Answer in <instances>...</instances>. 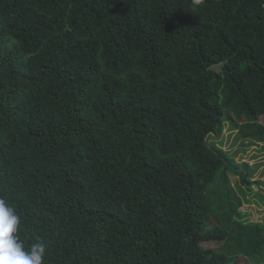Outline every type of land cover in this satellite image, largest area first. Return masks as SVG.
<instances>
[{
  "label": "trees",
  "instance_id": "1",
  "mask_svg": "<svg viewBox=\"0 0 264 264\" xmlns=\"http://www.w3.org/2000/svg\"><path fill=\"white\" fill-rule=\"evenodd\" d=\"M261 117L264 0H0V197L43 264H264L211 141Z\"/></svg>",
  "mask_w": 264,
  "mask_h": 264
},
{
  "label": "rangeland",
  "instance_id": "2",
  "mask_svg": "<svg viewBox=\"0 0 264 264\" xmlns=\"http://www.w3.org/2000/svg\"><path fill=\"white\" fill-rule=\"evenodd\" d=\"M241 120L235 121L233 128L229 126L227 121L225 122V127L220 136H216L212 138L211 141L215 142V144L219 145L224 150H229L233 153L235 159L240 161H246L251 165V175L252 181L250 185H242L240 183L239 175L233 174L230 171L228 172V176L231 179V182L234 187V191L238 193L239 196L242 197L244 201H247L246 208H244L243 215L247 217V212L249 211L250 218L252 221H263V214L261 213L259 216H255L254 211L255 208L257 212H262L259 210L262 206H264V184H261V180H264V144H256L252 140L243 139L241 134L238 132V125ZM259 121L264 122V117L259 118ZM227 123V124H226ZM174 147L175 151H181L184 147L182 145H178L177 142H171V146ZM257 145V153L254 151L252 146ZM260 169V170H259ZM255 171V172H254ZM262 171L261 176L259 172ZM258 172V174H256ZM205 192V187L203 189ZM256 204V207H255ZM245 206V205H244ZM229 206L226 205L222 207V213L225 214L229 210ZM264 212V211H263ZM254 216V217H253ZM216 223V221H214ZM201 245L204 248H217V242L215 241H202Z\"/></svg>",
  "mask_w": 264,
  "mask_h": 264
},
{
  "label": "clouds",
  "instance_id": "3",
  "mask_svg": "<svg viewBox=\"0 0 264 264\" xmlns=\"http://www.w3.org/2000/svg\"><path fill=\"white\" fill-rule=\"evenodd\" d=\"M261 122L264 124L263 121ZM255 143L264 144L259 142ZM256 146L257 145H254L252 146V148H254V151L257 153ZM262 181V183L264 184V180ZM246 202L247 201H244L242 210L244 208L248 209L246 207ZM224 206H226V204H224L223 207ZM252 210L254 211L255 216H257V214H260V212H257L255 208H253ZM247 214V218L250 217L249 211L247 212ZM20 224L21 218L17 214L16 210L11 207L3 197H0V264H43L44 258L47 253L48 244L43 239L38 238L36 243H32L30 248H26L24 242L18 235Z\"/></svg>",
  "mask_w": 264,
  "mask_h": 264
},
{
  "label": "crops",
  "instance_id": "4",
  "mask_svg": "<svg viewBox=\"0 0 264 264\" xmlns=\"http://www.w3.org/2000/svg\"><path fill=\"white\" fill-rule=\"evenodd\" d=\"M261 184H263V183H261ZM259 210L260 211H262V214H263V218H264V206H262L261 208H259ZM260 214H261V212H260ZM260 214H257V216H259ZM263 221H264V219H263Z\"/></svg>",
  "mask_w": 264,
  "mask_h": 264
}]
</instances>
